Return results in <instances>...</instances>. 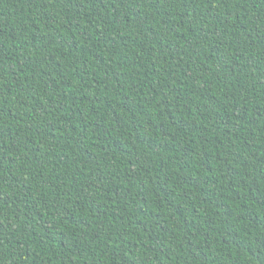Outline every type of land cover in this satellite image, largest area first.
<instances>
[{
    "label": "trees",
    "instance_id": "16d2710c",
    "mask_svg": "<svg viewBox=\"0 0 264 264\" xmlns=\"http://www.w3.org/2000/svg\"><path fill=\"white\" fill-rule=\"evenodd\" d=\"M0 264H264V0H0Z\"/></svg>",
    "mask_w": 264,
    "mask_h": 264
}]
</instances>
